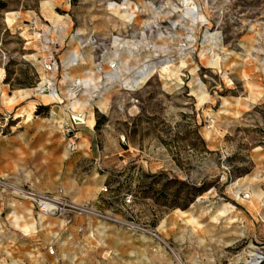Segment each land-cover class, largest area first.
Here are the masks:
<instances>
[{"label": "rangeland", "instance_id": "rangeland-1", "mask_svg": "<svg viewBox=\"0 0 264 264\" xmlns=\"http://www.w3.org/2000/svg\"><path fill=\"white\" fill-rule=\"evenodd\" d=\"M89 35L96 43L81 47ZM43 36L57 45L52 73L41 65ZM46 78L56 98L32 91ZM91 113L106 156L93 204L121 217L110 223L125 240L79 259L228 264L264 245V0H0V136L22 120L65 116L57 132L74 153ZM78 115L69 152L63 131ZM183 181L205 186L186 207Z\"/></svg>", "mask_w": 264, "mask_h": 264}, {"label": "crops", "instance_id": "crops-1", "mask_svg": "<svg viewBox=\"0 0 264 264\" xmlns=\"http://www.w3.org/2000/svg\"><path fill=\"white\" fill-rule=\"evenodd\" d=\"M91 93L88 88V100ZM73 102L81 103L78 99ZM64 109L68 111V107ZM89 120L91 123L79 131L81 146L74 153L65 150L64 137L57 132L67 123L65 116L61 121H19L13 126H18V133L0 136V171L31 187L54 190L60 186L77 201L98 204L99 195L105 193L106 174L102 167L106 156L97 145L92 113ZM20 173L30 176L20 177ZM122 231L116 224L75 213L42 216L28 200H10L0 194V264H87L78 255L86 248L98 250L106 242L119 247L125 240Z\"/></svg>", "mask_w": 264, "mask_h": 264}, {"label": "built area", "instance_id": "built-area-1", "mask_svg": "<svg viewBox=\"0 0 264 264\" xmlns=\"http://www.w3.org/2000/svg\"><path fill=\"white\" fill-rule=\"evenodd\" d=\"M46 31H49L47 29ZM43 42L41 44V49L46 52L44 56L41 57V65L44 72L52 73L58 68V62L55 57L56 42L50 40L49 38L43 36ZM97 38L93 35H89L86 39H81V47L86 45H94ZM79 55L72 53L71 63H75ZM61 68L67 66L60 63ZM109 66L113 68L115 66L114 61L109 62ZM54 83L50 78H46L41 81L37 87H35V92L41 95H49L52 92H56ZM78 115L77 120L75 116H72V122L70 128L63 131L64 135H68L66 146L69 152H73L78 148L77 137L73 134L72 129L78 124H82L83 116ZM0 191L13 196L16 199L28 200L37 212V214L42 216L52 215V216H63L66 214H78L84 215L90 218H96L101 221H108L114 223H123L121 217L113 212L102 209L92 202L89 201H77L71 196H69L66 191L58 186L54 190H36L29 186L22 184H17L11 180V178L5 174H0ZM248 192H243V196H248ZM49 251L52 249L49 248ZM228 264H264V245L260 246H248L241 249Z\"/></svg>", "mask_w": 264, "mask_h": 264}, {"label": "trees", "instance_id": "trees-1", "mask_svg": "<svg viewBox=\"0 0 264 264\" xmlns=\"http://www.w3.org/2000/svg\"><path fill=\"white\" fill-rule=\"evenodd\" d=\"M96 125H97V122L95 123V126ZM182 183L186 185V196L181 206L186 207L189 204V202L193 200L195 195L205 190V186H196L194 184H190L188 181H183Z\"/></svg>", "mask_w": 264, "mask_h": 264}, {"label": "bare ground", "instance_id": "bare-ground-1", "mask_svg": "<svg viewBox=\"0 0 264 264\" xmlns=\"http://www.w3.org/2000/svg\"><path fill=\"white\" fill-rule=\"evenodd\" d=\"M143 39V38H142ZM117 44H119L120 46H127V47H131V46H134V44H138L139 42H130V41H128V40H121L120 42L118 41V40H114ZM144 80V76H140L138 79H137V81L138 82H141V81H143ZM32 91H35V89H32ZM56 92H52L51 94H49V95H52V96H56ZM77 120L79 119V117L77 116V118H76ZM108 255V254H107Z\"/></svg>", "mask_w": 264, "mask_h": 264}]
</instances>
